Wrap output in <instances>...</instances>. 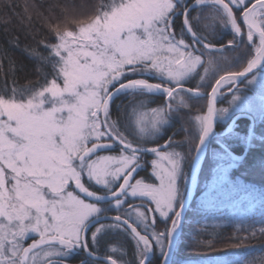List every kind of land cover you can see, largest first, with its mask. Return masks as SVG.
<instances>
[{
    "label": "snow or ice",
    "instance_id": "6c2138e0",
    "mask_svg": "<svg viewBox=\"0 0 264 264\" xmlns=\"http://www.w3.org/2000/svg\"><path fill=\"white\" fill-rule=\"evenodd\" d=\"M79 9L50 0L47 15L36 10L54 41L38 42L47 55L30 45L22 51L38 61L42 83L19 87L23 66L0 47V264H67L80 254L81 264H173L185 192L213 143L203 205L255 192L230 173L246 166L254 135L235 122L250 107L240 85L264 89V0H98ZM24 12L31 21L29 5ZM225 97L229 107L218 108ZM200 101L206 112L193 117ZM185 116L194 149L188 135H167ZM254 223L264 236V218ZM116 236L131 243L130 254L105 243Z\"/></svg>",
    "mask_w": 264,
    "mask_h": 264
},
{
    "label": "trees",
    "instance_id": "16d2710c",
    "mask_svg": "<svg viewBox=\"0 0 264 264\" xmlns=\"http://www.w3.org/2000/svg\"><path fill=\"white\" fill-rule=\"evenodd\" d=\"M49 2L50 0H0V47L7 49L8 54L16 61L18 66H23L24 70H17L16 73L19 87H31L38 82H43L42 77L36 71L38 61L29 58L22 49L25 45H30L37 48L42 54H48L43 45L38 42L45 37H47L48 41H54V36L49 34L45 20L36 15V10L44 12V15H47L45 9ZM73 2L80 6L79 10L86 13L91 11L93 5L96 4L98 0H73ZM26 4L30 6V13L32 14L31 21L27 19V14L24 12ZM33 5L35 9L31 8ZM41 5H44V7H41ZM14 37L19 38L20 47L14 45L10 46L9 41ZM228 38L230 37L226 39ZM4 64V71L7 73V59L4 60ZM43 67L46 72L51 71L50 66ZM225 67H227V65H225ZM4 78L9 79V83H11L10 78L7 76ZM241 87L245 89L246 92L254 91V89L251 88L246 89L243 84H241ZM226 101L227 97H225L222 103H218L219 107H224V105L227 104ZM201 103L204 105L203 109H205V102L200 101L199 104ZM203 109L202 111H204ZM187 111V109L184 110L185 113ZM245 113L251 115L254 122L249 119H240L236 124L238 125V131L242 134L247 132L249 126L252 127L254 134L252 146L249 149L246 166L232 169L230 175L232 179L235 180L239 178L245 185L251 186L255 192L252 194L239 192L223 206L213 205L205 207L203 205L202 202L205 199L204 186L206 182L211 179V149L217 147V145L213 143L211 148L206 150V156L201 166L195 196L187 213L183 232L176 246L173 264H204L206 261H210V264H212L217 258L232 261L237 256L246 260L248 264H260L261 259H264V236L259 232L261 225L254 223L260 218H264V203L259 199L260 195L264 194V166L259 163L264 159V139H260V137H264V115L261 120H258L253 113ZM197 114L201 113L197 112V108H193L192 116ZM178 120L183 122V127L182 125H178L179 128L177 129L178 126L174 123V130L171 129L167 135H171L170 133L175 132L177 133L175 138L177 140H183L189 133L188 136L191 140V147L194 149L198 141L191 118L185 116L183 120ZM227 124H229V122ZM227 124L224 121H220L219 129H217L216 132L221 133L225 131ZM184 127L187 128V133L183 130ZM244 150L245 145L240 144L234 151L236 155H241ZM184 151L187 152V147H185ZM147 159H149L148 161L150 163L151 156L147 157ZM190 170L191 167L186 166L185 171L189 175ZM250 202L254 204L253 207H250ZM189 221L196 222L197 229L191 236L190 243H187L186 239ZM239 221H244V223H238ZM185 230L186 233L184 232ZM253 231L256 232L255 236L251 234ZM116 238L121 239L114 241L113 237L111 242L110 240L112 238L105 243L114 246L123 245L124 250L130 254L132 251L131 243L122 236H116ZM241 240H243V243L239 248L228 247ZM101 250L103 251V248Z\"/></svg>",
    "mask_w": 264,
    "mask_h": 264
},
{
    "label": "rangeland",
    "instance_id": "374dc122",
    "mask_svg": "<svg viewBox=\"0 0 264 264\" xmlns=\"http://www.w3.org/2000/svg\"><path fill=\"white\" fill-rule=\"evenodd\" d=\"M69 27L70 28H74L75 27V25H72V24H69ZM251 89H254V91L253 92H246L245 91V94L247 95V97H248V101H249V105H250V107H249V109H245V110H243L242 112H250V113H253L254 114V116L258 119V120H261L262 118H263V115H262V113H261V108H262V106H264V89H262L260 86H259V84H257V85H255V86H251L250 87ZM244 90V89H243ZM227 102V101H226ZM202 107L199 109V111L197 110V112L198 113H201V114H203V113H205L206 112V106H205V109H203V107H204V105H202V103L200 104ZM224 107H229V105H228V103L226 104V105H224ZM218 108H222V106L221 107H219L218 106ZM202 109L204 110V111H202ZM201 111V112H200ZM241 112V113H242ZM194 117V116H193ZM229 117H231V115L229 116ZM228 117V118H229ZM225 120H227V118L225 119ZM232 121V120H231ZM231 123V122H230ZM191 137V136H190ZM193 155H194V152H193ZM205 156H206V154H205ZM205 156H204V158H205ZM204 158H203V161H204ZM151 159H152V157H151ZM203 161H202V163H203ZM190 172H191V170H190ZM189 177H190V175H189ZM185 194H186V192H185ZM196 222H188V224H189V226H188V233H187V239H186V241H187V243H190V241H191V236L195 233V231H196V229H197V224H195ZM186 229V230H187ZM186 230L184 231L185 233H186ZM181 237V236H180ZM112 245V244H111ZM112 246H114V245H112ZM116 247H120V246H118V245H116ZM204 264H210V261H206ZM212 264H214V263H212Z\"/></svg>",
    "mask_w": 264,
    "mask_h": 264
},
{
    "label": "water",
    "instance_id": "95a60500",
    "mask_svg": "<svg viewBox=\"0 0 264 264\" xmlns=\"http://www.w3.org/2000/svg\"><path fill=\"white\" fill-rule=\"evenodd\" d=\"M217 107H218V104H217ZM240 119H249L252 122H254L253 117L251 115H249L248 113H238L237 116L235 117V122H237ZM217 125H218V121L216 122L215 131H216ZM203 158L201 160L200 166L195 170L196 183L194 185H191V191L190 192L186 191V194H185V196H186V198L188 200V203H189V209H190V205H191V203H192V201L194 199L195 192H196V189H197V184H198V179H199V175H200V170H201ZM192 174H193V170L191 168L190 177H189L190 181H191ZM179 239H180V237H179ZM179 239H178V241H179ZM178 241H177V244H178ZM177 244H176V246H177ZM175 250H176V248H175ZM174 253H175V251H174ZM173 256H174V254H173Z\"/></svg>",
    "mask_w": 264,
    "mask_h": 264
},
{
    "label": "flooded vegetation",
    "instance_id": "af4514ba",
    "mask_svg": "<svg viewBox=\"0 0 264 264\" xmlns=\"http://www.w3.org/2000/svg\"><path fill=\"white\" fill-rule=\"evenodd\" d=\"M228 39H230V38H228ZM240 87H241V85H240ZM242 88V87H241ZM243 89V88H242ZM244 91H245V89H244ZM119 103V102H118ZM126 103V102H125ZM153 106V105H152ZM218 106H219V104H218ZM241 113V112H240ZM243 113H245V112H243ZM114 119L116 118L115 116L113 117ZM231 120H232V117H229V118H227V120H225L224 122L227 124L228 122L230 123L231 122ZM180 122V123H179ZM219 122L220 121H218V125H217V128H216V131H217V129H219ZM174 123H176L177 124V126L179 125H182L183 124V122L182 121H179L178 119L174 122ZM179 126L177 127V129L179 128ZM174 128L175 127H173L172 129L174 130ZM172 130V131H173ZM215 131V132H216ZM171 135H172V133H170ZM175 134H177V133H175ZM181 134V133H180ZM188 135H189V133H188ZM191 135V134H190ZM147 159V158H146ZM147 160H149V159H147ZM142 175H144V173H142ZM114 214V213H113ZM120 240L121 238H116V237H114V241H116V240ZM113 240V238L110 240V242ZM114 243V242H113ZM85 259V257H84V255L83 254H80V255H76V256H73L69 261H67V264H81V262L83 261Z\"/></svg>",
    "mask_w": 264,
    "mask_h": 264
}]
</instances>
